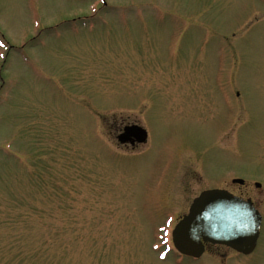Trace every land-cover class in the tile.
<instances>
[{"label":"rangeland","instance_id":"obj_1","mask_svg":"<svg viewBox=\"0 0 264 264\" xmlns=\"http://www.w3.org/2000/svg\"><path fill=\"white\" fill-rule=\"evenodd\" d=\"M216 188L255 252L174 259ZM0 264H264V0H0Z\"/></svg>","mask_w":264,"mask_h":264},{"label":"water","instance_id":"obj_2","mask_svg":"<svg viewBox=\"0 0 264 264\" xmlns=\"http://www.w3.org/2000/svg\"><path fill=\"white\" fill-rule=\"evenodd\" d=\"M134 137L138 143L147 139L146 130L127 126L117 140L126 143ZM233 183L244 184L241 179ZM260 187V184H256ZM262 217L252 201L243 200L224 189L203 191L192 203L189 212L172 232L175 248L182 254L200 257L203 243L220 244L245 255L256 247Z\"/></svg>","mask_w":264,"mask_h":264},{"label":"flooded vegetation","instance_id":"obj_3","mask_svg":"<svg viewBox=\"0 0 264 264\" xmlns=\"http://www.w3.org/2000/svg\"><path fill=\"white\" fill-rule=\"evenodd\" d=\"M127 126H139V127H142L141 124H137V123H122V133L124 131V128L127 127ZM144 128V127H142ZM145 129V128H144ZM147 133V139L144 143H138L137 140L134 138V137H131V139H129V141H127L126 143H122V148H128V149H136L138 148L140 145H144L147 143V141L149 140V136H148V132L146 131ZM200 194V193H199ZM197 194V196L199 195ZM233 194V193H232ZM234 195V194H233ZM197 196H194L192 197V199H190L189 203L187 204V206L185 207V209L181 212V213H178L177 216H176V220L174 221L175 224H173V227H172V230L174 229V227L176 226V224L188 213L189 211V208L193 202V200L197 197ZM236 196V195H235ZM239 197V196H238ZM179 204V203H178ZM180 206V204H179ZM172 211V210H171ZM160 230H164V228H160ZM171 230V232H172ZM165 231V230H164ZM166 232V231H165ZM203 253L200 257L198 258H194V257H191V256H186V255H183L181 254L179 251H177L171 241V247L168 248V251L169 252H174L175 256H174V259H178L179 261L181 262H184L185 260H194L196 261L197 263H202V262H207V260H205V256L208 255V254H211L213 255L214 258H218V260H222L223 257H224V254L222 252V249H224L225 251H229L231 253H234L235 255H238V256H245L246 258L247 257H250L253 255V253L255 252V250L249 254V255H244V254H241L231 248H228L226 246H223V245H218V244H213V243H204L203 245ZM218 256V257H217ZM165 257V256H163Z\"/></svg>","mask_w":264,"mask_h":264}]
</instances>
